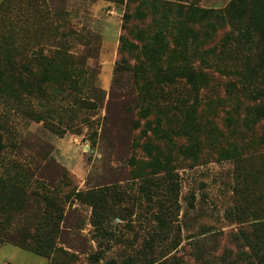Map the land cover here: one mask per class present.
<instances>
[{
    "label": "rangeland",
    "instance_id": "rangeland-1",
    "mask_svg": "<svg viewBox=\"0 0 264 264\" xmlns=\"http://www.w3.org/2000/svg\"><path fill=\"white\" fill-rule=\"evenodd\" d=\"M141 1H3L0 125L9 158L25 168L26 178L20 169L10 171L32 194L26 216L33 221L45 208L33 193L65 204L59 251L52 257L56 264H260L252 246L261 249L263 242L264 262V165L263 176L257 175L264 156L244 143L260 137L261 125L254 132L245 128L252 103L238 82L240 72L202 62L232 29L213 31L209 22L196 24L186 17L190 8L224 10L229 3L169 0L153 7L152 0ZM184 27L196 38L178 45ZM159 33L168 52L152 59L145 49ZM183 53L207 74L206 88L194 90L184 79L175 85L156 81L157 72L183 64ZM46 57L56 59L73 81L41 84L46 93L30 101L28 69L40 78L37 60ZM232 82L238 88L230 95ZM13 92L20 94L18 102L11 99ZM146 108L151 115L143 118ZM192 120L199 131L188 136V129L196 128ZM195 142L202 154L194 161L187 148ZM146 144L173 158L175 195L167 177L151 172ZM236 146L247 151L248 162L221 157V151ZM158 178L164 179L152 186ZM75 192L83 197H73ZM93 197L106 206L100 223L93 215ZM163 212L165 228L157 221ZM160 229L163 233L154 239ZM5 259L52 264L13 244L0 248V264Z\"/></svg>",
    "mask_w": 264,
    "mask_h": 264
},
{
    "label": "trees",
    "instance_id": "trees-1",
    "mask_svg": "<svg viewBox=\"0 0 264 264\" xmlns=\"http://www.w3.org/2000/svg\"><path fill=\"white\" fill-rule=\"evenodd\" d=\"M115 3L123 4L126 0H109ZM133 1V0H128ZM201 0H197L200 2ZM148 0H142L141 5L147 3ZM170 4L169 0H152L151 5L153 7L158 4ZM3 4V2H2ZM1 4V5H2ZM0 5L1 9L2 6ZM179 14L184 17L185 14L179 11ZM139 17H145L144 12H138ZM166 15V14H165ZM164 15V16H165ZM130 14L125 15V21L130 20ZM189 22L193 23H205L209 22V27L215 31L218 28L229 27L232 29L231 33L226 37V40L222 43L219 50H215L211 56L203 58L202 62L207 67H223V69L239 71L236 73L238 82L241 87L246 90V99L252 103L249 106L247 114L244 119L245 128L249 132H254L255 127L261 125V135L256 140H247L245 146L248 151L261 149L262 157L264 148V0H231L224 10L214 9H201L190 8L186 15ZM178 45L184 44L187 39H195V32L191 28H183L179 30ZM207 37L208 32H204ZM139 38L142 39V35L139 34ZM195 36V37H194ZM184 39V40H183ZM124 37L122 38V41ZM156 40V41H155ZM154 40V45L145 49V54L152 59H159V56L165 55L168 52V46L166 45L161 33L157 34ZM135 47V46H132ZM183 57L185 54L183 53ZM159 61L153 62L156 64ZM176 65H178L175 62ZM56 59L44 58L37 60L36 66L43 72L40 78L36 77V74L30 68L28 69V83H27V95L31 99H36L46 93V88H42V85H56L60 86L73 81V77L69 76L66 70L60 66ZM231 73V74H232ZM186 80V82L194 90H200L206 88L209 85L208 76L206 73L195 69L190 62V59L185 57L181 66L171 68L167 72H157L156 81L160 84L175 85L180 80ZM37 80V81H36ZM42 84V85H41ZM238 88V83L232 82L230 86H227V94L232 95ZM8 95V94H4ZM19 93L13 92L10 94L11 99L19 101ZM29 111H32L31 107H28ZM141 115L143 118H148L151 115V110L146 108L142 110ZM195 122L192 120V124ZM158 120V126H160ZM191 129H188L187 135L192 136L195 131H199L197 124H194ZM139 127V125L137 126ZM6 130L0 125V248L6 244H13L14 246L30 252L36 256L45 257L51 259L52 264H56V260L52 257L59 251L57 248L58 239L60 237L61 224L64 221V206L61 200L49 195H40L39 193H33L35 200L45 205L44 211L40 214V217L30 221L26 215H28L31 208L28 207V203L31 202V195L26 193L28 188L27 184L24 185L20 176L12 175L10 170L20 169L22 176L26 178L24 174V166L18 161L11 160L6 151V144L4 143V134ZM148 131L143 130L142 135L147 136ZM191 145L187 148V154L192 160H198L199 155L202 154V147L199 142ZM146 153L151 157L150 161L151 172L154 176L163 174L164 178L170 180L169 189L176 194L178 191V183L174 184L175 174L173 173V158H169L164 155L163 151L159 148H155L150 144L143 146ZM155 150L158 154H155ZM222 152V153H221ZM221 157L228 160H235L239 164L248 162L244 160L243 148L239 146L234 147L231 151L225 149L221 151ZM261 172L263 176V163ZM28 178L29 175H28ZM27 178V179H28ZM164 178H158L156 181H151L152 186H158L159 181ZM29 180V179H28ZM27 186V188H26ZM73 197H83L82 193L75 192ZM71 197L67 198V203ZM87 198V196H84ZM93 197L92 207L95 221L100 223L102 214L106 211L103 199ZM86 199V200H87ZM85 200V201H86ZM191 208L194 205L191 204ZM163 212L157 217V221L161 228H165L164 225L165 215ZM163 214V215H162ZM32 218H35L32 216ZM97 219V220H96ZM96 223V222H95ZM15 225L16 227H13ZM158 232V230H157ZM163 230L154 234L155 237H160ZM161 238L160 240H162ZM261 249L253 243L252 248L256 251V257L260 264L263 262V242ZM261 254H259L260 252ZM153 263V262H152ZM155 263V262H154ZM173 264H180L179 261Z\"/></svg>",
    "mask_w": 264,
    "mask_h": 264
},
{
    "label": "crops",
    "instance_id": "crops-1",
    "mask_svg": "<svg viewBox=\"0 0 264 264\" xmlns=\"http://www.w3.org/2000/svg\"><path fill=\"white\" fill-rule=\"evenodd\" d=\"M3 1H4V0H0V5L2 4ZM216 1H217V3H220V2L222 3V0H216ZM224 1L227 2V3H229L231 0H223V2H224ZM5 246H6V245H5ZM3 247H4V246H3ZM3 247H2V248H3ZM3 264H11V261L5 259L4 262H3Z\"/></svg>",
    "mask_w": 264,
    "mask_h": 264
}]
</instances>
